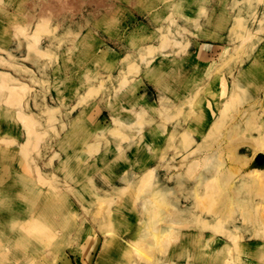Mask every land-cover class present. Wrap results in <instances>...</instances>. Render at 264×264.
<instances>
[{
  "label": "rangeland",
  "instance_id": "obj_1",
  "mask_svg": "<svg viewBox=\"0 0 264 264\" xmlns=\"http://www.w3.org/2000/svg\"><path fill=\"white\" fill-rule=\"evenodd\" d=\"M0 264H264V0H0Z\"/></svg>",
  "mask_w": 264,
  "mask_h": 264
},
{
  "label": "crops",
  "instance_id": "obj_2",
  "mask_svg": "<svg viewBox=\"0 0 264 264\" xmlns=\"http://www.w3.org/2000/svg\"><path fill=\"white\" fill-rule=\"evenodd\" d=\"M199 54V53H198ZM197 56H192L191 58H189V60H193L192 62H194V63H198L199 62V60L198 59H195ZM215 104V103H214ZM214 107V106H213ZM213 107L211 108V110L213 109ZM211 110H207L206 111V114H207V117L208 118H211L210 117V114H211ZM213 111V110H212Z\"/></svg>",
  "mask_w": 264,
  "mask_h": 264
},
{
  "label": "bare ground",
  "instance_id": "obj_3",
  "mask_svg": "<svg viewBox=\"0 0 264 264\" xmlns=\"http://www.w3.org/2000/svg\"><path fill=\"white\" fill-rule=\"evenodd\" d=\"M53 3H55V2H53ZM61 3V2H60ZM63 3H65V2H63ZM51 5H52V3H51ZM50 8V7H49ZM151 62H152V60H151ZM149 64H150V62H149ZM253 148H254V150H255V155H256V153H257V150L255 149V147H254V145L253 144H250ZM251 157H252V155H251ZM254 155H253V159H254Z\"/></svg>",
  "mask_w": 264,
  "mask_h": 264
}]
</instances>
